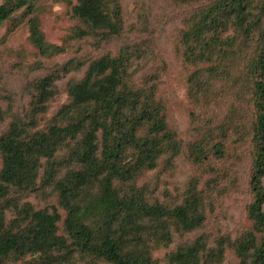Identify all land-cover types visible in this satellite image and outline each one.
Masks as SVG:
<instances>
[{"label":"trees","instance_id":"trees-1","mask_svg":"<svg viewBox=\"0 0 264 264\" xmlns=\"http://www.w3.org/2000/svg\"><path fill=\"white\" fill-rule=\"evenodd\" d=\"M3 1L0 23L24 9L29 41L39 54L51 57L64 51L45 42L35 15L38 0ZM71 13L79 22L75 38L90 37L100 45L122 32L119 0H77ZM263 23L264 0H216L181 36L185 64H209L202 69L212 79L221 73V65L233 66L250 86L256 152L249 176L252 201L246 213L254 231L237 242V264H264ZM230 30L232 36L227 35ZM131 53L124 48L116 56L106 54L92 61L83 77L69 84L68 102L45 129H39L38 121L55 95L54 83L76 67L68 61L45 75L33 85L26 113L13 117L1 133L0 264H77V257L89 258V264H154L152 244L166 247L172 230L188 233L203 224L201 193L195 185L172 208L147 201L136 188L141 173L155 169L164 155L172 159L178 145L155 98L156 86L140 88L131 82ZM195 78L191 94L198 102L196 96L208 79L198 68L191 76ZM10 112V107H0V123ZM231 118L242 126L240 114ZM116 180L126 188L117 189ZM46 188L65 212L62 234L56 207L36 210L24 200ZM204 245L198 237L179 247L169 254L168 264H200ZM220 253L221 249L212 252L208 263L214 264Z\"/></svg>","mask_w":264,"mask_h":264},{"label":"rangeland","instance_id":"rangeland-1","mask_svg":"<svg viewBox=\"0 0 264 264\" xmlns=\"http://www.w3.org/2000/svg\"><path fill=\"white\" fill-rule=\"evenodd\" d=\"M215 1L119 0L121 34L108 43L96 45L90 37H74L79 22L72 17L71 8L77 0H38L35 15L45 42L64 49L51 57L42 56L30 43L24 9L13 12L0 23V107L11 109V114L0 123V135L13 117L26 113L33 85L45 75L57 72L68 61H73L76 68L54 83L55 95L48 111L38 121L39 129H45L60 107L68 102L69 84L80 80L86 67L102 55L116 56L122 49H129L133 54L129 68L133 85L156 86L155 98L162 105L178 153L172 159L162 156L155 169L141 173L136 188L147 201L172 208L180 205L188 189L195 185L201 193L205 220L198 229L188 233L172 230V241L166 247L152 244L154 264H168L170 253L191 245L198 237L205 242L200 264H209L211 253L219 249L221 253L214 264H237V242L254 231L246 213L252 201L249 176L256 152L252 140L255 112L248 80L240 78L238 68L233 66L221 65V73L214 79L208 78L202 69L209 64L195 66L202 70L203 79H208L206 88L198 92L196 102L191 94L194 80L197 81V78L191 79L196 68L181 58L182 33ZM3 2L0 0V5ZM233 34L232 30L227 33ZM235 114L242 116V126L235 125L231 118ZM262 182L264 187V179ZM114 184L117 189L126 188L120 180ZM24 200L36 210L56 207L60 214L58 233L62 234L65 212L50 189L30 193ZM262 208L264 211V204ZM7 217L11 219L13 215ZM75 259L77 264L90 262L89 258ZM11 264H22V261Z\"/></svg>","mask_w":264,"mask_h":264}]
</instances>
